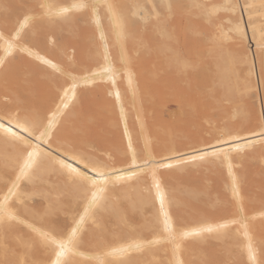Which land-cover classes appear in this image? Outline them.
Here are the masks:
<instances>
[{
    "label": "snow or ice",
    "instance_id": "snow-or-ice-1",
    "mask_svg": "<svg viewBox=\"0 0 264 264\" xmlns=\"http://www.w3.org/2000/svg\"><path fill=\"white\" fill-rule=\"evenodd\" d=\"M262 88L264 0H0V264H264Z\"/></svg>",
    "mask_w": 264,
    "mask_h": 264
},
{
    "label": "rangeland",
    "instance_id": "rangeland-1",
    "mask_svg": "<svg viewBox=\"0 0 264 264\" xmlns=\"http://www.w3.org/2000/svg\"><path fill=\"white\" fill-rule=\"evenodd\" d=\"M8 2L21 4L27 0H8ZM141 87L145 91L144 110L149 114V122L154 130L173 129L177 132H192L190 106L195 98L189 95L182 79L168 74L158 77L149 69L142 68ZM40 88L43 93L45 87L40 85ZM259 105L257 99V108ZM96 143L101 148L109 146L104 136H98Z\"/></svg>",
    "mask_w": 264,
    "mask_h": 264
},
{
    "label": "bare ground",
    "instance_id": "bare-ground-1",
    "mask_svg": "<svg viewBox=\"0 0 264 264\" xmlns=\"http://www.w3.org/2000/svg\"><path fill=\"white\" fill-rule=\"evenodd\" d=\"M257 70H258V68H257ZM42 90H43V88H42ZM261 98H264V88H262V90H261ZM258 101L260 103V99L259 98H258Z\"/></svg>",
    "mask_w": 264,
    "mask_h": 264
}]
</instances>
